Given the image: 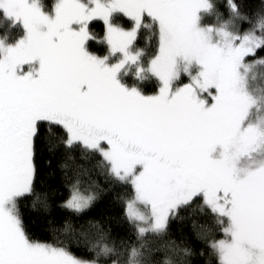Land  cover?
Segmentation results:
<instances>
[{"label":"snow or ice","instance_id":"snow-or-ice-1","mask_svg":"<svg viewBox=\"0 0 264 264\" xmlns=\"http://www.w3.org/2000/svg\"><path fill=\"white\" fill-rule=\"evenodd\" d=\"M223 4L227 16L216 0H53L51 11L0 0V264H97L113 252L93 244L96 259L79 258L26 231L19 202L35 193L41 143L70 160L98 157L105 182L131 190L122 203L137 240L199 209L211 222L197 238L218 264H264V0L252 18L237 0ZM95 20L103 55L89 50ZM145 29L156 40L147 59L136 46ZM152 78L159 87L146 94L139 85ZM97 199L77 180L58 206L79 216ZM214 230L223 238L209 240ZM142 249L127 264H161L163 248Z\"/></svg>","mask_w":264,"mask_h":264},{"label":"trees","instance_id":"trees-1","mask_svg":"<svg viewBox=\"0 0 264 264\" xmlns=\"http://www.w3.org/2000/svg\"><path fill=\"white\" fill-rule=\"evenodd\" d=\"M216 2L219 4V11L227 16L223 0ZM237 2L241 3V11L247 13L250 18L261 7L260 0ZM44 3L46 9L51 11L53 0H44ZM208 22L211 23V20ZM121 23L128 26L131 22L127 18H122ZM248 27L246 22L241 24L242 29ZM90 28L99 39L89 42V50L98 55L106 54V45L99 42L104 32L103 22L95 20L91 22ZM18 33L19 28L11 29L9 36L15 39ZM136 46L145 51L146 59L151 57L156 47L152 31L143 30L139 34ZM256 56L264 57V50L258 51ZM125 81L129 84L135 83L130 77H125ZM139 86L146 94H154L159 84L152 78ZM73 155L75 158L70 160L62 149L50 154L43 143L38 146L35 157L37 166L35 193L19 202L26 231L34 240L52 244L60 242L68 245L74 255L85 259H96L95 250L91 253L85 251L92 248L93 244H97L98 248L107 245L113 252L108 256L101 255L97 260L100 264H111L113 260L118 261V264H127L131 247L140 248L141 244L144 245L142 251L146 253L163 248L159 253H153L154 261H160L161 264L166 258L171 259L174 264H218V259L211 253L205 241L198 239L196 235L201 231V225L210 224V216L201 214L199 209L193 211L186 208L181 210L180 217L171 221L166 235H148L143 240H137L135 229L125 219V207L122 203L130 196L131 190L106 183L97 168L98 157L82 159L79 152ZM61 164H66L67 168H61ZM77 180L81 192L87 195L96 194L98 197L91 209L79 216L58 206L69 198L70 188ZM36 196H39V201L33 207ZM41 202H46L48 207H43ZM97 224L103 239H100L98 230L94 227ZM65 225L70 226L68 232L64 231ZM221 238L223 234L215 230L208 237L209 240ZM173 241L180 249H188L190 255H185L183 251L179 254L173 253L167 247ZM201 252L205 255L200 256Z\"/></svg>","mask_w":264,"mask_h":264},{"label":"rangeland","instance_id":"rangeland-1","mask_svg":"<svg viewBox=\"0 0 264 264\" xmlns=\"http://www.w3.org/2000/svg\"><path fill=\"white\" fill-rule=\"evenodd\" d=\"M96 54V53H95ZM98 55V54H97ZM81 192V191H80ZM81 194H83V195H87V194H84L83 192H81ZM97 264H100V263H97Z\"/></svg>","mask_w":264,"mask_h":264}]
</instances>
